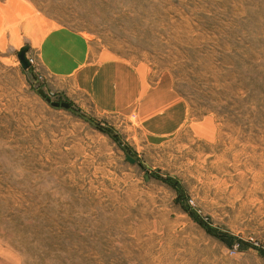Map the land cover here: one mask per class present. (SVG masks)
Masks as SVG:
<instances>
[{"label": "rangeland", "instance_id": "obj_1", "mask_svg": "<svg viewBox=\"0 0 264 264\" xmlns=\"http://www.w3.org/2000/svg\"><path fill=\"white\" fill-rule=\"evenodd\" d=\"M0 264H264V0H0Z\"/></svg>", "mask_w": 264, "mask_h": 264}, {"label": "water", "instance_id": "obj_2", "mask_svg": "<svg viewBox=\"0 0 264 264\" xmlns=\"http://www.w3.org/2000/svg\"><path fill=\"white\" fill-rule=\"evenodd\" d=\"M39 93L45 97V94L42 92V90H39ZM47 101L50 102L49 98L46 99ZM52 106L54 107H63V108H68L69 107V104L66 103V102H50ZM127 159L130 161V162H134V159L131 158L130 156L127 155Z\"/></svg>", "mask_w": 264, "mask_h": 264}, {"label": "trees", "instance_id": "obj_3", "mask_svg": "<svg viewBox=\"0 0 264 264\" xmlns=\"http://www.w3.org/2000/svg\"><path fill=\"white\" fill-rule=\"evenodd\" d=\"M225 241H226L225 242L226 244H228V245L230 244V240H225Z\"/></svg>", "mask_w": 264, "mask_h": 264}]
</instances>
